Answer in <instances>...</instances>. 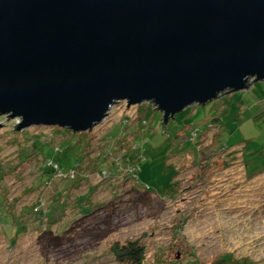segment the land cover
<instances>
[{
    "label": "rangeland",
    "instance_id": "rangeland-1",
    "mask_svg": "<svg viewBox=\"0 0 264 264\" xmlns=\"http://www.w3.org/2000/svg\"><path fill=\"white\" fill-rule=\"evenodd\" d=\"M263 98L264 82L252 83L215 102L190 106L166 126L161 112L144 103L147 123L139 124L143 137L134 138L139 169L123 165L118 173L105 169L104 175L101 165L96 169L87 158L100 154L106 142L141 129L127 130L120 123L128 118L137 125L139 105L117 103L87 135L43 125L17 131L19 119L0 116V264H117L110 249L127 240L146 247L144 264H264ZM222 112L221 125L214 119ZM206 122L212 126L204 129ZM190 131H198L197 150L205 154L188 151L187 142L180 147ZM88 139L95 149L86 161ZM115 157L104 165L110 167L112 159L121 165ZM51 160L62 175L48 165ZM78 163L75 176L69 175ZM46 171L49 183L34 189ZM71 176L77 183L69 202L90 196L92 211L73 214L76 210L69 207L67 216L60 211L69 227L38 220L35 215L53 212L56 202H64ZM19 218L23 227L16 223Z\"/></svg>",
    "mask_w": 264,
    "mask_h": 264
},
{
    "label": "water",
    "instance_id": "water-1",
    "mask_svg": "<svg viewBox=\"0 0 264 264\" xmlns=\"http://www.w3.org/2000/svg\"><path fill=\"white\" fill-rule=\"evenodd\" d=\"M257 82L264 0H0V116L17 131H91L120 102L166 126Z\"/></svg>",
    "mask_w": 264,
    "mask_h": 264
},
{
    "label": "trees",
    "instance_id": "trees-1",
    "mask_svg": "<svg viewBox=\"0 0 264 264\" xmlns=\"http://www.w3.org/2000/svg\"><path fill=\"white\" fill-rule=\"evenodd\" d=\"M254 84L255 83H253V85ZM230 93H232V92H230ZM218 99H220V97ZM217 100H215V101H217ZM215 101H213V102H215ZM257 102L258 103L261 102L260 98H259V100H257L254 103L255 108H258L259 105H260ZM240 103H246V99L245 100L242 99L240 101ZM145 104H142V106H144ZM249 105H251V104H249ZM138 109H140L141 117L137 121V123H136L137 125H134L133 126L131 123H129L130 122L129 121L130 119H128V118L122 119L120 121V123H122V125L124 126V128H127V130L128 129H131V128H134V127L141 128L140 125H139L141 121L143 122V124H146L147 123V120H145L144 119V116H143L144 113L141 112L142 109H143V107H140V105H139L138 106ZM218 114H219V117H216L214 120H216L217 123H220L222 125V123L225 122L224 121V118H223L224 112H222L221 114L220 113H218ZM262 118H264V113H263V117ZM162 122H163V115H162ZM207 124H208V122H206V125ZM211 126L212 125L209 123L206 127L204 126L203 128L206 129V128H210ZM196 127H197V125H196ZM220 127L223 128L222 126H220ZM55 128H58V127H55ZM200 128H202V127H200ZM61 129H63V128H61ZM186 129H187V127L185 126L183 130H186ZM93 130H91V131H93ZM143 131L144 130L142 128L139 129V130H137V131H133L132 130L131 132H133V133L130 134L131 137H129V136H123V137L118 138L117 139V142H113V143H109V144L106 142V145L101 146V149L102 150H101L100 154L95 155L93 159L87 158V157L90 156V152L95 149V147H93L94 144H91V142L88 139L87 140L86 150H85V155H84L85 156V160L87 158L88 161H91L93 163V167L95 166L96 169H97V166H100L101 165V170H99V172H101L102 175H104V174L107 173V171L105 169H107L110 173L111 172L118 173V171L120 170V168L121 167L123 168V165L126 166L127 168L128 167L129 168H134L137 171V169H139V167H140L141 158L138 157V156H136L135 154H133V152H135L136 149H138V147H137L138 144L135 143L134 138L137 135H140V137H143V133H144ZM198 131L200 132V129L199 128H198ZM198 131H196V132H191V131L188 132L187 133V136H186L187 139H188V141H183L180 147L181 148L184 147L185 142H187L188 151L189 150H192V149L193 150H196V153L198 152L197 155L201 156L202 154H205V153H200V151L197 150L198 144H197L196 141L198 140V137H199L198 136ZM221 132L222 131H220V133ZM70 133L71 134L72 133L74 134L73 131H70ZM70 133H68V134H70ZM80 134L87 135V132L85 134H84V132L83 133H80ZM177 146H179V144H177ZM224 146H226V145H224ZM34 147L38 148L40 146L34 145ZM181 148H180V152L185 151V150H181ZM213 150H215V149H213ZM41 155L44 156L43 151L41 152ZM112 155H116V157H115L116 159L119 156V158L122 159L123 163H121V165H118L117 164L118 161L112 159L113 163H111L110 164L111 166L107 168L104 165L103 162L106 161ZM206 156H207V153H206ZM46 159H50V158L49 157H46ZM82 164L84 165L85 163H82ZM78 165H80V163H78L75 168L71 169V171L75 170L78 167ZM40 169H41V167H40ZM59 170H60V167H59ZM71 171H70V173H71ZM3 172H4L3 173V176H5L7 173L4 170H3ZM41 172H42V169H41ZM69 175H71V174H69ZM65 178H67V179H64V180L67 181L68 180V175ZM50 179H51V176L49 175V172L46 171L45 173H43V177H41L40 179H38L37 183H34L33 184V188L34 189L39 188L42 184H44V182L49 183L48 180H50ZM1 180H3V179H1ZM76 183H77V181H75L71 177V179H70V185L67 186V188H66V191H67L66 195L67 196H66V198H64V202H62V203H60V201L56 202L57 205L55 207L53 206L54 207L52 209L53 212H47V213L46 212L45 213L41 212V213L35 215V217L36 216H39V217H37L38 220H40V219L42 220L43 217L44 218H49L47 220V222H49V223L50 222H53L54 225L55 224H58L59 225L58 222H63V224H65L66 227L67 226L69 227L70 226L69 225V220L62 219L61 218L62 217V214H63V216H67L65 214H66V211L69 210V207L70 208L72 207L73 210L74 209L76 210L73 214H76L77 211H81L83 213H85V212H88V213L91 212L92 211L91 207L93 206V204L90 203V200H89L90 196L89 197H86L85 195L84 196H80L79 195L78 197L75 198L74 201L72 200L73 202L72 201L69 202L68 198L70 197V195L68 193L69 192L71 193V191L73 190L72 189L73 184H76ZM67 184H68V182H67ZM114 187H116V188L113 191L118 190L117 189L118 186H114ZM57 194H60V192H58ZM57 197L58 198H61L59 195H57ZM3 198H5V196H3ZM3 201H5V203H6V200L5 199H3ZM59 203H60V205L58 206ZM61 204H62V208H61ZM74 205H77V206L75 207ZM56 208L58 209L57 212L54 211ZM6 209H7L8 212L10 211V213H11V211H13V208L8 203L6 204ZM60 211L63 212V213L60 214L59 213ZM75 216H79V215H74V217ZM19 217H22V215H20ZM25 217H26V215H24L22 218H25ZM17 222H19L20 226L23 227V224H22L20 218L16 221V223ZM33 226H35V225H33ZM33 226H31L32 229H34ZM50 226L52 227L53 224L50 223ZM110 252H111V256L114 258V261L117 264H144L145 263L146 254H147V249H146V247L139 240H127V241H123V242L122 241L115 242L112 245V247L110 249Z\"/></svg>",
    "mask_w": 264,
    "mask_h": 264
},
{
    "label": "built area",
    "instance_id": "built-area-1",
    "mask_svg": "<svg viewBox=\"0 0 264 264\" xmlns=\"http://www.w3.org/2000/svg\"><path fill=\"white\" fill-rule=\"evenodd\" d=\"M48 165H52V167H54L55 169H57L59 171V175H62L60 170H59V167L57 164H54V162L51 160L48 162ZM138 170V169H137ZM134 171L136 172V169H134ZM73 176H75V172L74 171H71V173ZM72 177V176H71ZM73 178V177H72Z\"/></svg>",
    "mask_w": 264,
    "mask_h": 264
}]
</instances>
